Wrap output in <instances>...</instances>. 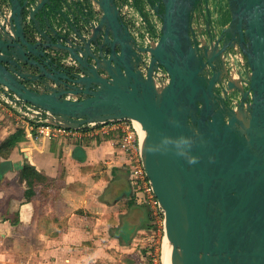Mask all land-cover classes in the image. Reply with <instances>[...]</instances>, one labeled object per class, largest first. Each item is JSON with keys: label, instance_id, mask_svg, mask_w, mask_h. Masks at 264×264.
Segmentation results:
<instances>
[{"label": "water", "instance_id": "obj_1", "mask_svg": "<svg viewBox=\"0 0 264 264\" xmlns=\"http://www.w3.org/2000/svg\"><path fill=\"white\" fill-rule=\"evenodd\" d=\"M147 1L142 44L115 0H0V96L66 128L133 124L162 264L164 241L168 264H264V0H225L224 25Z\"/></svg>", "mask_w": 264, "mask_h": 264}, {"label": "crops", "instance_id": "obj_2", "mask_svg": "<svg viewBox=\"0 0 264 264\" xmlns=\"http://www.w3.org/2000/svg\"><path fill=\"white\" fill-rule=\"evenodd\" d=\"M117 142L28 138L0 110V264H149L150 209Z\"/></svg>", "mask_w": 264, "mask_h": 264}, {"label": "built area", "instance_id": "obj_3", "mask_svg": "<svg viewBox=\"0 0 264 264\" xmlns=\"http://www.w3.org/2000/svg\"><path fill=\"white\" fill-rule=\"evenodd\" d=\"M156 30H152L157 33ZM147 36V34H145ZM146 40V39H145ZM0 110H4L8 115L13 116L28 138H65L76 139L81 136L96 137L115 134L118 138V146L125 154V167L128 171L131 183L141 188L144 201L150 209L153 229L149 233L148 243V263L162 264L161 260V240L163 236V216L159 207V202L144 172L139 154V141L137 131L129 120H114L87 127L71 129L47 122L26 117L8 101L0 96Z\"/></svg>", "mask_w": 264, "mask_h": 264}, {"label": "flooded vegetation", "instance_id": "obj_4", "mask_svg": "<svg viewBox=\"0 0 264 264\" xmlns=\"http://www.w3.org/2000/svg\"><path fill=\"white\" fill-rule=\"evenodd\" d=\"M203 3H207L210 8L220 12L222 17L226 15L225 12L228 13L226 6H223V2L221 0H201ZM117 7L121 14V19L128 26L132 35L140 41L145 43V37L143 33V29L148 28L149 30H156L155 23L153 19L152 11L148 5L147 0H115ZM121 8V9H120ZM124 10V11H123ZM229 20V19H228ZM227 20V22H228ZM227 22L221 24L224 25ZM219 24V25H221ZM216 24V26H219Z\"/></svg>", "mask_w": 264, "mask_h": 264}, {"label": "trees", "instance_id": "obj_5", "mask_svg": "<svg viewBox=\"0 0 264 264\" xmlns=\"http://www.w3.org/2000/svg\"><path fill=\"white\" fill-rule=\"evenodd\" d=\"M11 141L14 142L13 140H11ZM5 142L7 143L8 140H6ZM6 143H3V144L5 145ZM24 169H25V173H26L30 183L33 184L34 180L36 179V176L39 177L40 174L31 165H29V163H27V162L24 164ZM39 178H41V176Z\"/></svg>", "mask_w": 264, "mask_h": 264}, {"label": "bare ground", "instance_id": "obj_6", "mask_svg": "<svg viewBox=\"0 0 264 264\" xmlns=\"http://www.w3.org/2000/svg\"><path fill=\"white\" fill-rule=\"evenodd\" d=\"M168 250L169 247L166 244V241L163 243V264H168Z\"/></svg>", "mask_w": 264, "mask_h": 264}, {"label": "rangeland", "instance_id": "obj_7", "mask_svg": "<svg viewBox=\"0 0 264 264\" xmlns=\"http://www.w3.org/2000/svg\"><path fill=\"white\" fill-rule=\"evenodd\" d=\"M221 1L223 2V6L225 7V6H226L225 0H221ZM224 13H225L226 15H224V16L222 17V19H221L223 23L227 22V20L229 19V13H226V12H225V9H224ZM161 242H162V240H161Z\"/></svg>", "mask_w": 264, "mask_h": 264}]
</instances>
